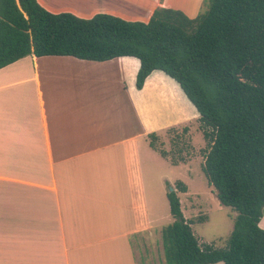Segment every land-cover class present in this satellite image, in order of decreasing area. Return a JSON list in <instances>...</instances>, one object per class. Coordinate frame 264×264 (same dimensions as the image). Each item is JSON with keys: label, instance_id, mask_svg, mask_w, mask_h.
<instances>
[{"label": "crops", "instance_id": "obj_1", "mask_svg": "<svg viewBox=\"0 0 264 264\" xmlns=\"http://www.w3.org/2000/svg\"><path fill=\"white\" fill-rule=\"evenodd\" d=\"M204 1L38 0L53 13L145 22L161 6L196 17ZM140 64L29 55L0 68V264H139V236L153 230L149 157L190 164L173 165L149 134L200 116L162 70L137 88ZM160 180L162 194L175 178Z\"/></svg>", "mask_w": 264, "mask_h": 264}, {"label": "trees", "instance_id": "obj_2", "mask_svg": "<svg viewBox=\"0 0 264 264\" xmlns=\"http://www.w3.org/2000/svg\"><path fill=\"white\" fill-rule=\"evenodd\" d=\"M207 2L196 17L161 6L145 22L0 0V68L29 55L134 56L141 63L137 88L154 70L174 78L200 114L207 143L202 171L220 203L237 214L225 247L201 243L178 194L188 186L177 180L167 192L174 220L162 228L165 264H264V0ZM159 139L150 133V146L173 165L189 160L182 148H160Z\"/></svg>", "mask_w": 264, "mask_h": 264}, {"label": "rangeland", "instance_id": "obj_3", "mask_svg": "<svg viewBox=\"0 0 264 264\" xmlns=\"http://www.w3.org/2000/svg\"><path fill=\"white\" fill-rule=\"evenodd\" d=\"M207 9L208 2L203 4L200 12ZM199 124L198 119L192 123L173 126L177 128L175 131L169 132L167 130V132L160 134L158 140L160 148L173 152L177 148L184 149L188 154V163L190 164H182L180 167H174L171 164H156L155 158L149 157L146 164V177L149 182L155 180L152 182L153 186L149 192L148 200L153 214V230L151 233L139 236L141 243H144L141 245L140 252L142 254L139 255V264H165L162 228L174 220L170 213V204L166 193L171 190V187L176 189L177 180H182L188 186L186 192L178 190V194L183 213L187 220L192 223L193 230L201 243H210L218 248H223L234 228V217L237 212L220 203L213 186L209 184L202 171L205 158L204 150L207 143ZM185 126L190 128L189 131L183 130ZM163 176L175 178V181L173 183L164 181L165 186L162 187L161 194L159 185L161 186L160 178ZM137 250L139 251V249Z\"/></svg>", "mask_w": 264, "mask_h": 264}, {"label": "water", "instance_id": "obj_4", "mask_svg": "<svg viewBox=\"0 0 264 264\" xmlns=\"http://www.w3.org/2000/svg\"><path fill=\"white\" fill-rule=\"evenodd\" d=\"M174 188L173 187H171V190H173Z\"/></svg>", "mask_w": 264, "mask_h": 264}]
</instances>
